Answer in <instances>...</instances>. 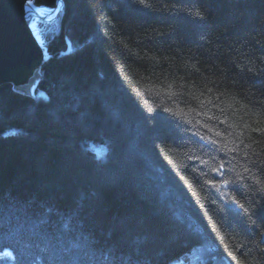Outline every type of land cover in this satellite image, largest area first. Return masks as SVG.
<instances>
[{"label": "trees", "instance_id": "16d2710c", "mask_svg": "<svg viewBox=\"0 0 264 264\" xmlns=\"http://www.w3.org/2000/svg\"><path fill=\"white\" fill-rule=\"evenodd\" d=\"M62 2L0 85V264H264V0Z\"/></svg>", "mask_w": 264, "mask_h": 264}, {"label": "water", "instance_id": "95a60500", "mask_svg": "<svg viewBox=\"0 0 264 264\" xmlns=\"http://www.w3.org/2000/svg\"><path fill=\"white\" fill-rule=\"evenodd\" d=\"M62 7V0L54 7L34 0V10L25 12V0H0V85L11 84L15 92L33 96L48 54L35 24L56 19ZM66 43L67 54L72 44Z\"/></svg>", "mask_w": 264, "mask_h": 264}, {"label": "snow or ice", "instance_id": "6c2138e0", "mask_svg": "<svg viewBox=\"0 0 264 264\" xmlns=\"http://www.w3.org/2000/svg\"><path fill=\"white\" fill-rule=\"evenodd\" d=\"M140 3L143 4L144 0H140ZM32 10H34V0H25V12H30ZM197 15H198V13H197ZM169 111H171V110H169ZM200 138L204 139V137H200ZM210 142L216 143V141H210ZM232 150L234 151L235 149H232ZM197 159H199V158H197ZM201 163L208 165L209 162L207 160H202ZM222 169H224V162L223 161H221L218 166H212L211 167V171L214 173H217L218 175H223ZM245 171L247 172L248 169L245 168ZM207 183L212 185L214 188L219 189L222 187H227L229 184L233 183V181L225 179V180H223V182L220 185H217L214 180H208ZM231 202L237 204V206L240 207L241 209L244 208V206L242 204H239V202L236 201L235 198H232ZM245 214L249 216V219H251V214L248 213L246 209H245ZM220 239L222 240L223 236H221ZM225 247H227V246H225ZM228 255L232 256L233 259H236V257L233 256L232 253H228ZM237 264H239V262H237Z\"/></svg>", "mask_w": 264, "mask_h": 264}, {"label": "rangeland", "instance_id": "374dc122", "mask_svg": "<svg viewBox=\"0 0 264 264\" xmlns=\"http://www.w3.org/2000/svg\"><path fill=\"white\" fill-rule=\"evenodd\" d=\"M37 22H38V21H37ZM37 22H36L35 26H37ZM93 148H94V150L97 152V154H98L99 156H102V155L104 154V152H105V149H104V147H102V146H93ZM5 251H9V250L5 249L4 252H5Z\"/></svg>", "mask_w": 264, "mask_h": 264}]
</instances>
